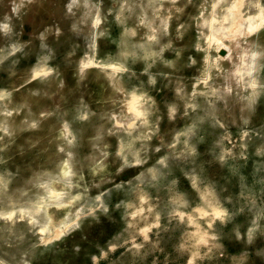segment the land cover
<instances>
[{
  "label": "rangeland",
  "instance_id": "obj_1",
  "mask_svg": "<svg viewBox=\"0 0 264 264\" xmlns=\"http://www.w3.org/2000/svg\"><path fill=\"white\" fill-rule=\"evenodd\" d=\"M0 264H264V0H0Z\"/></svg>",
  "mask_w": 264,
  "mask_h": 264
}]
</instances>
